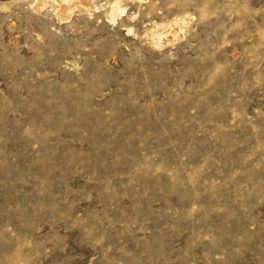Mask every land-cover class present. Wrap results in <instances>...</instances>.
Wrapping results in <instances>:
<instances>
[{"label": "rangeland", "instance_id": "obj_1", "mask_svg": "<svg viewBox=\"0 0 264 264\" xmlns=\"http://www.w3.org/2000/svg\"><path fill=\"white\" fill-rule=\"evenodd\" d=\"M32 1L0 0V264H264V0Z\"/></svg>", "mask_w": 264, "mask_h": 264}, {"label": "bare ground", "instance_id": "obj_2", "mask_svg": "<svg viewBox=\"0 0 264 264\" xmlns=\"http://www.w3.org/2000/svg\"><path fill=\"white\" fill-rule=\"evenodd\" d=\"M54 1L56 3L55 2L53 3H55L56 5L54 10L51 11L54 12L55 17L57 16L60 20L63 21H69L72 18L75 10L83 9L84 12L89 11L88 9L90 6L89 4L90 0H60V1L54 0ZM48 3H49L48 0H34L31 3V8L35 11L41 12L49 6Z\"/></svg>", "mask_w": 264, "mask_h": 264}]
</instances>
